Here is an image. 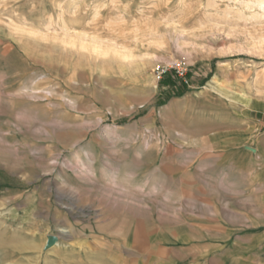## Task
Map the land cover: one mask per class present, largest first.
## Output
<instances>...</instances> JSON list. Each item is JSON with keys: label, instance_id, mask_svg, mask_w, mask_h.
Segmentation results:
<instances>
[{"label": "rangeland", "instance_id": "374dc122", "mask_svg": "<svg viewBox=\"0 0 264 264\" xmlns=\"http://www.w3.org/2000/svg\"><path fill=\"white\" fill-rule=\"evenodd\" d=\"M223 102L264 111V0H0V264H264Z\"/></svg>", "mask_w": 264, "mask_h": 264}, {"label": "crops", "instance_id": "0c3cea01", "mask_svg": "<svg viewBox=\"0 0 264 264\" xmlns=\"http://www.w3.org/2000/svg\"><path fill=\"white\" fill-rule=\"evenodd\" d=\"M249 109V113L243 109L235 110L226 102L221 107L213 108L217 121H221V128L214 129L211 134L212 154L221 153V164H227L240 172L245 170L247 161H253L258 171L264 165V111L254 106ZM225 207V212H237L229 204H225ZM252 237L246 244L248 249L253 251L263 246L264 232Z\"/></svg>", "mask_w": 264, "mask_h": 264}, {"label": "bare ground", "instance_id": "6f19581e", "mask_svg": "<svg viewBox=\"0 0 264 264\" xmlns=\"http://www.w3.org/2000/svg\"><path fill=\"white\" fill-rule=\"evenodd\" d=\"M259 2V1H258ZM249 3L250 2H248V4H247V6L249 5ZM259 4V3H258ZM251 5V4H250ZM262 5V4H261ZM259 6V5H258ZM250 6H248V8H249ZM251 7H252V5H251ZM263 7V6H262ZM253 8H254V6H253ZM214 82H215V80H214ZM87 157H89V156H87ZM80 166H87V167H90V166H92V163L90 162V161H88V162H86V161H84V160H82V159H77V162H76V164H75V167L76 168H78V167H80ZM91 168V167H90ZM87 169V168H86ZM88 170V169H87ZM90 172V171H89ZM116 172V171H115ZM79 173V172H78ZM118 173V172H117ZM117 173H113L112 172V174H110L109 173V182L113 185H118L119 187H120V189H118V188H115V187H112V186H109V187H107V192L108 193H110L111 194V196L114 198V202L115 203H118V202H122V203H126V202H129L130 201V196H131V194H129V191L128 190H131V191H133L132 190V187L131 186H128L127 188H125L124 187V189H121L122 187L121 186H123L119 181H122V180H120L119 178V176L120 175H118ZM90 174H91V172H90ZM78 177H81V178H85V177H88V178H90L91 176L89 175V173L88 172H80V174H78ZM124 177V176H123ZM124 181V180H123ZM122 181V182H123ZM134 186V185H133ZM141 186H143V185H141ZM141 186H138V187H141ZM137 187V188H138ZM154 187V186H153ZM153 189V188H152ZM61 195H65V194H67V192L62 188L61 189ZM74 196H76V191H72L71 192ZM107 194V193H106ZM72 197V196H71ZM112 198V199H113ZM132 202V201H131ZM131 209V208H130ZM133 213V212H132ZM135 227V226H134ZM133 228V227H132ZM63 232H68V230L67 229H64L63 230ZM130 233V232H129ZM140 236V234H137V237H139ZM59 243V242H58ZM57 245V244H56Z\"/></svg>", "mask_w": 264, "mask_h": 264}, {"label": "water", "instance_id": "95a60500", "mask_svg": "<svg viewBox=\"0 0 264 264\" xmlns=\"http://www.w3.org/2000/svg\"><path fill=\"white\" fill-rule=\"evenodd\" d=\"M59 240V237L56 235H49L47 238V244H46V248H49L53 245H55Z\"/></svg>", "mask_w": 264, "mask_h": 264}, {"label": "built area", "instance_id": "2783aa9c", "mask_svg": "<svg viewBox=\"0 0 264 264\" xmlns=\"http://www.w3.org/2000/svg\"><path fill=\"white\" fill-rule=\"evenodd\" d=\"M175 73L179 77H184L186 74V71L183 68H176Z\"/></svg>", "mask_w": 264, "mask_h": 264}, {"label": "trees", "instance_id": "16d2710c", "mask_svg": "<svg viewBox=\"0 0 264 264\" xmlns=\"http://www.w3.org/2000/svg\"><path fill=\"white\" fill-rule=\"evenodd\" d=\"M165 74H167V73L165 72ZM164 77H165V76H163V77L161 78V81L164 79Z\"/></svg>", "mask_w": 264, "mask_h": 264}]
</instances>
